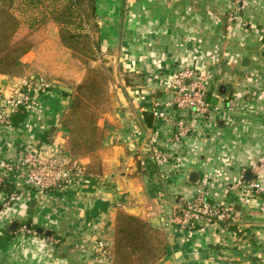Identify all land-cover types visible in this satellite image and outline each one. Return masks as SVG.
<instances>
[{
	"label": "crops",
	"instance_id": "obj_1",
	"mask_svg": "<svg viewBox=\"0 0 264 264\" xmlns=\"http://www.w3.org/2000/svg\"><path fill=\"white\" fill-rule=\"evenodd\" d=\"M96 5L100 54L112 58L118 73L110 83L109 109L99 120L104 141L76 157L87 169L78 188L41 194L25 188L7 205L10 194L0 187V264H85L78 242L96 229L114 252L120 212L166 235V254L155 264H264V192L249 198L229 186L264 155V0H96ZM33 41L18 67L0 74V95L9 97L31 75L54 86L18 126L0 125V169L3 161L45 145L71 151L64 125L70 97L63 92H75L85 65L62 43L54 21L36 31ZM183 66L207 73L210 112L185 115L190 134L170 141L171 125L156 120L152 110L170 100L168 80ZM154 129L160 130V146L172 153L162 166L144 148ZM45 135L52 143L43 142ZM192 172L199 174L196 183ZM258 183L264 189V172ZM201 189L211 201L232 208L228 222L202 224L176 211L177 197L190 199ZM14 222L18 226L11 230Z\"/></svg>",
	"mask_w": 264,
	"mask_h": 264
},
{
	"label": "built area",
	"instance_id": "obj_2",
	"mask_svg": "<svg viewBox=\"0 0 264 264\" xmlns=\"http://www.w3.org/2000/svg\"><path fill=\"white\" fill-rule=\"evenodd\" d=\"M207 77L206 72L193 66H183L170 76V100L163 105L157 103L152 110L156 120L166 121L171 125L173 131L170 141H181L190 134L192 125L189 117L185 115H207L210 112ZM53 86L41 75L23 78L11 88L12 94L9 97L0 95V125L9 124L11 114L21 106L36 107L40 104L42 96ZM230 108H235V105L231 103ZM144 139L145 152L158 166L164 165L172 157V153L164 150L159 144V129L152 130ZM251 171L256 178L247 180V170H244L238 179L229 185L230 188L243 189L249 198L260 195L263 191L258 179L264 172V164L259 161ZM86 175V166L80 159L72 157L55 144H49L38 150H29L17 160L3 161L0 169V187L6 180L11 179L15 191L9 198L13 201L19 191L25 188L34 189L38 194L48 190L68 192L80 187ZM163 175L168 177L169 173L163 171ZM176 211L183 213L188 220L213 225L228 222L232 218L233 210L226 204L211 202L201 189L193 198L177 197ZM78 247L86 256L85 264L115 263L113 250L101 230H92L78 242Z\"/></svg>",
	"mask_w": 264,
	"mask_h": 264
},
{
	"label": "trees",
	"instance_id": "obj_3",
	"mask_svg": "<svg viewBox=\"0 0 264 264\" xmlns=\"http://www.w3.org/2000/svg\"><path fill=\"white\" fill-rule=\"evenodd\" d=\"M12 3V0H0V74L11 73L33 46L27 38L13 40L21 20L11 9ZM54 18L61 25L60 36L64 45L80 52L85 60L99 58L101 43L96 36L99 31L96 0H68L61 11H56ZM72 26H76V29ZM111 70V66L106 64L90 66L75 93L63 92L70 97L64 125L70 130V146L74 155L92 153L104 141L99 119L110 105ZM52 89L42 96L40 103ZM31 109L32 106H21L11 114L9 124L18 126ZM43 142L52 143L51 136L45 135ZM4 189L10 195L15 191L12 185ZM116 222V246L113 252L116 264H155L166 254L167 237L158 227L124 212L118 214ZM58 238L61 237L58 235Z\"/></svg>",
	"mask_w": 264,
	"mask_h": 264
},
{
	"label": "rangeland",
	"instance_id": "obj_4",
	"mask_svg": "<svg viewBox=\"0 0 264 264\" xmlns=\"http://www.w3.org/2000/svg\"><path fill=\"white\" fill-rule=\"evenodd\" d=\"M12 2L13 3L11 4V9L14 10L15 13L19 16L21 20V24L23 23V27H22L23 30H19V31L17 30L18 33L16 32L13 38L14 41H19L27 38L32 42L34 46L35 43L33 41V37L35 36V32L42 29L50 21H54V23H56L60 31L61 25L58 22H56L54 16L57 10L61 11L66 6L68 0H12ZM71 28L76 29V26H72ZM92 36L94 37L95 35L93 34ZM72 52L74 58L78 59L82 64L85 65V70L83 71L84 75L82 79L86 75L87 69L90 66H95L98 64H106L107 66H111L112 68V70L110 71L111 80L109 82V93H110V83L116 81L118 76V73L115 70V64L112 62V58L103 57L101 56V54H99V58L97 60H92V59L85 60L86 58L80 52H76L74 50H72ZM109 95L111 101V93ZM208 100L210 102V97L208 98ZM104 114L102 116H104ZM66 152L70 154L72 157H79L78 155H74L71 151L70 152L66 151ZM260 163L264 164V155L260 156ZM9 185H12L14 187V185L11 182V179H9V181L6 180L2 187L5 188L8 187ZM3 192L6 193V197L9 195L8 191L3 190ZM262 192H264V189ZM8 200L9 201H7L6 203L7 205L9 202H11L10 198Z\"/></svg>",
	"mask_w": 264,
	"mask_h": 264
},
{
	"label": "water",
	"instance_id": "obj_5",
	"mask_svg": "<svg viewBox=\"0 0 264 264\" xmlns=\"http://www.w3.org/2000/svg\"><path fill=\"white\" fill-rule=\"evenodd\" d=\"M198 177H199V174H198L197 172H192L191 175H190V180H191L192 182L196 183L197 180H198ZM253 177L256 178L257 176H253L252 171H251V170H248V171L246 172V179H247V180H251ZM34 204H35L34 201L31 202V206H34ZM17 226H18V224H17L16 222H14V223L11 225V230H15ZM29 228H30V227H29ZM37 232H38L39 234L44 233V234L47 235V236H51V235H52V232H51V231H44L42 228H38V229H37Z\"/></svg>",
	"mask_w": 264,
	"mask_h": 264
}]
</instances>
